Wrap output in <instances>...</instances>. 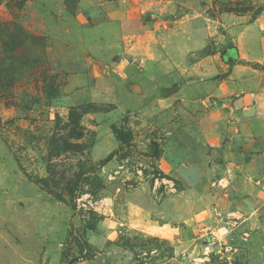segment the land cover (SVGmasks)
I'll return each instance as SVG.
<instances>
[{"label": "rangeland", "instance_id": "obj_1", "mask_svg": "<svg viewBox=\"0 0 264 264\" xmlns=\"http://www.w3.org/2000/svg\"><path fill=\"white\" fill-rule=\"evenodd\" d=\"M251 7L0 0V264H264V114L216 91H264L213 28Z\"/></svg>", "mask_w": 264, "mask_h": 264}, {"label": "crops", "instance_id": "obj_2", "mask_svg": "<svg viewBox=\"0 0 264 264\" xmlns=\"http://www.w3.org/2000/svg\"><path fill=\"white\" fill-rule=\"evenodd\" d=\"M188 1L190 6V12L195 13L193 17H196L200 15V11L201 13H204L203 11L206 12V9L208 7H211L212 5L214 7L216 5L222 6L223 4H227L229 2L235 5L236 2H242L243 0ZM213 1L219 3H213ZM249 2L252 4V7L250 9L246 11H239L237 13H224L223 15H221L220 19L214 20L215 24L213 25V28L219 27L222 32L221 34H223L224 37V34L228 32L230 26H235L234 33H236L237 35L234 39V43L236 45L237 50L235 53L233 50V53L231 55H235L234 58H238L240 56L242 58L250 59L251 61H258L259 63L264 64V0H249ZM202 8L204 10H200ZM259 8L261 9L258 10ZM230 20L232 21V24L229 23ZM190 31L195 34L197 33V30L195 29ZM195 34L191 37V42L188 43L189 49L191 48L192 50L198 47V41L201 40L202 42H204L201 38L200 40L197 39V35ZM236 67L240 68L241 65H237ZM234 77H236L235 83H233L231 86L225 87L222 83H220L216 91L218 92V94H224V92H228V95H233L234 93H236V99L226 98L225 104L229 107V109L225 112V114L230 115L231 117L235 116L236 118H234V120H237V124L240 125V122H242L244 125H246L247 119L245 118L246 116L244 115V113L250 107H253L251 109L254 114L253 118H257L258 113L264 114V91L263 87H260L258 89H255L254 87H247L245 88V90H242L244 83L247 81L246 77H244L241 73L238 75H234ZM245 84L247 85L248 82H246ZM213 133L215 132L212 131L211 134ZM217 139L218 138H216V140Z\"/></svg>", "mask_w": 264, "mask_h": 264}]
</instances>
